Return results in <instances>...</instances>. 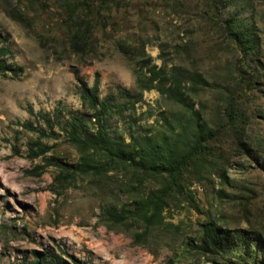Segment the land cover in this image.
Returning a JSON list of instances; mask_svg holds the SVG:
<instances>
[{"label":"rangeland","instance_id":"obj_1","mask_svg":"<svg viewBox=\"0 0 264 264\" xmlns=\"http://www.w3.org/2000/svg\"><path fill=\"white\" fill-rule=\"evenodd\" d=\"M3 46L17 72L0 74V264L35 250L85 264H264V0H0ZM149 65L191 109L137 86ZM97 77L100 99L126 106L109 118L114 134L134 155L157 149L146 169L62 172L80 155L57 123L86 111L79 79ZM40 113L54 133L32 158L38 133L23 123L46 126ZM149 197L160 210L143 242L144 221L102 213Z\"/></svg>","mask_w":264,"mask_h":264},{"label":"trees","instance_id":"obj_2","mask_svg":"<svg viewBox=\"0 0 264 264\" xmlns=\"http://www.w3.org/2000/svg\"><path fill=\"white\" fill-rule=\"evenodd\" d=\"M10 53L8 47H0V55L4 56ZM8 71L17 72L11 66H6L3 59H0V74L5 75ZM137 86L142 90L157 89L161 94H165L173 98L176 102L183 107H190V97L185 95L178 86H168L166 84V77L164 70L157 65L148 66V71L143 73L139 71L136 73ZM80 86V99L82 106L86 109L84 112H78L74 110L69 111V115L66 119L64 126L61 123H57L58 126L64 131L67 140L76 148L80 155L79 162L77 164H60L62 172L65 176L71 174H99L102 173L110 164H122L129 163L134 167L144 170L148 167V161L144 158L146 150L149 152L157 153V149L154 145H148L145 149L143 145L140 151L134 155L128 145H125L121 137H117L114 131L111 130L109 125V118L112 113L117 112L120 114L121 109L126 106H116L110 103V99H100L99 86L100 80L97 77L94 84L90 86L86 81L79 79ZM115 107V108H114ZM192 107V106H191ZM190 107V109H191ZM117 110V111H116ZM29 113L34 115L32 107L29 109ZM194 114H199L198 111H194ZM43 122L46 126H34L31 121L23 123L24 128L29 131L37 132L38 136L34 141L29 143V155L32 158L45 155L50 146L43 140L47 136V132L54 133V124L51 119L40 113ZM92 123L93 128L89 125ZM56 124V123H55ZM133 140H136L134 135H131ZM138 154V155H137ZM141 155V159H137V156ZM38 174L41 172V167L37 166ZM160 210V204L158 197L153 199L152 197L146 200L140 199L133 205H122L117 207L114 205H107L103 207L102 213L112 223H125L131 219L133 222L145 223V232H139L134 235L135 240L143 242L146 239V232L150 225L154 223V219L157 217ZM28 256H25V261L20 264H85V262L73 259V263L66 259L63 255L55 253V251H34L32 260H26ZM167 264H175L173 260H169Z\"/></svg>","mask_w":264,"mask_h":264}]
</instances>
